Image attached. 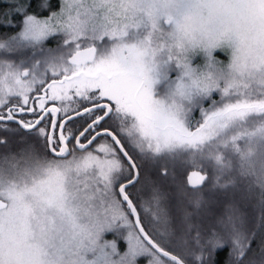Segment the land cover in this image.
<instances>
[{"label": "snow or ice", "instance_id": "obj_1", "mask_svg": "<svg viewBox=\"0 0 264 264\" xmlns=\"http://www.w3.org/2000/svg\"><path fill=\"white\" fill-rule=\"evenodd\" d=\"M261 228L264 0H8L0 264H264Z\"/></svg>", "mask_w": 264, "mask_h": 264}, {"label": "trees", "instance_id": "obj_2", "mask_svg": "<svg viewBox=\"0 0 264 264\" xmlns=\"http://www.w3.org/2000/svg\"><path fill=\"white\" fill-rule=\"evenodd\" d=\"M56 0H53V3H55ZM8 5V1L6 2H1L0 3V11L5 10L7 8ZM52 43L47 44V47L49 48H55L56 47V43L53 45H50ZM30 55L28 52H25L22 56H20L18 59H26L27 56ZM218 59H220L221 61H223L225 64H227L228 59L227 57H225V55L222 54V52L218 53ZM197 62H200L199 60ZM18 148H23V145H18ZM144 176L147 178V183L144 184L143 189L140 193L141 198L142 199H150L151 195H152V187L153 185H157L161 188L162 191L168 192V193H174L175 192V185L173 183V180H171L170 178L164 179L161 178L158 174V171L156 168H154L151 164H148L145 166L144 168ZM182 177H178L177 179H180ZM139 187V186H138ZM225 198L221 197V201H223ZM239 211H240V205H238ZM212 210L214 212H221L223 210V204L222 203H214L212 205ZM173 211L175 212V207L173 206ZM254 211L250 210V212H246L243 214V216L246 219V224L247 227L250 230H257L258 226H255V224H252V218H254L253 213ZM243 213V212H242ZM251 218V219H250ZM251 221V222H250ZM109 237L111 239H114L115 236L113 234H108ZM264 237V229H259L258 233H257V241L256 243L253 244V249L255 254L258 256L259 255V248L257 247L259 240ZM120 247L121 249L125 247V245H122V242H120ZM227 253L224 252L221 254V259L223 260L226 257ZM251 255V254H250ZM141 261H143V263L147 262V258H142L140 259Z\"/></svg>", "mask_w": 264, "mask_h": 264}, {"label": "rangeland", "instance_id": "obj_3", "mask_svg": "<svg viewBox=\"0 0 264 264\" xmlns=\"http://www.w3.org/2000/svg\"><path fill=\"white\" fill-rule=\"evenodd\" d=\"M6 1H8V0H0V3L1 2H6ZM51 43L52 44H50V45H53L55 43L57 44V40H53ZM28 53L30 54V51H28ZM222 54L225 55V57H227V59H228V56L225 53L222 52ZM196 118L199 119V113H196ZM170 179L172 180V178H170ZM237 201H238V205H240V208H241L240 211H239L241 214H244L246 212H250V210L254 211L252 213L254 218H252L251 221H252V224H255V226H259V224H260V220H259L260 209L257 206V200L256 199L240 200L239 197L237 196ZM262 229H264V228H262ZM105 239L111 240V238L109 237L108 234H106ZM122 245H124L123 242H122ZM122 250H123V248H122ZM138 264H148V263L147 262L143 263V261L139 260Z\"/></svg>", "mask_w": 264, "mask_h": 264}]
</instances>
